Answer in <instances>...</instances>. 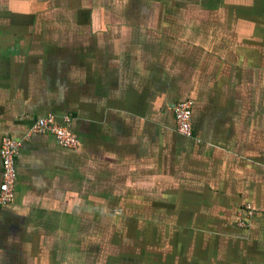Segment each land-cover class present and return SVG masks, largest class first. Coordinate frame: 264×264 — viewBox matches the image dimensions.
<instances>
[{"label": "crops", "instance_id": "0c3cea01", "mask_svg": "<svg viewBox=\"0 0 264 264\" xmlns=\"http://www.w3.org/2000/svg\"><path fill=\"white\" fill-rule=\"evenodd\" d=\"M49 115L0 264H264V0H0V139Z\"/></svg>", "mask_w": 264, "mask_h": 264}, {"label": "built area", "instance_id": "2783aa9c", "mask_svg": "<svg viewBox=\"0 0 264 264\" xmlns=\"http://www.w3.org/2000/svg\"><path fill=\"white\" fill-rule=\"evenodd\" d=\"M174 116L176 131L183 136L192 137L194 133L191 129L192 101L189 99L178 101L171 106ZM47 133L53 136L57 144L65 149L75 150L78 147V138L68 126H61L55 123L53 116L37 118L29 127L28 132L20 139L14 140L7 135L0 139V206L12 203L14 198V185L16 180L15 159L18 149L25 138L30 134ZM252 213L248 207L237 212V224L243 226L246 219Z\"/></svg>", "mask_w": 264, "mask_h": 264}, {"label": "flooded vegetation", "instance_id": "af4514ba", "mask_svg": "<svg viewBox=\"0 0 264 264\" xmlns=\"http://www.w3.org/2000/svg\"><path fill=\"white\" fill-rule=\"evenodd\" d=\"M121 244H123V243H121ZM119 259H120L121 261L123 260V262H125V256H124L123 253L120 254Z\"/></svg>", "mask_w": 264, "mask_h": 264}]
</instances>
